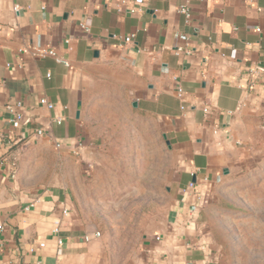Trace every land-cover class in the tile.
<instances>
[{
    "label": "crops",
    "instance_id": "obj_1",
    "mask_svg": "<svg viewBox=\"0 0 264 264\" xmlns=\"http://www.w3.org/2000/svg\"><path fill=\"white\" fill-rule=\"evenodd\" d=\"M263 64L264 0H0V264H91L77 173L100 183L118 112L148 122L176 157L146 264H224L204 203L264 152V72L249 73ZM16 102L19 122L6 108Z\"/></svg>",
    "mask_w": 264,
    "mask_h": 264
},
{
    "label": "rangeland",
    "instance_id": "obj_2",
    "mask_svg": "<svg viewBox=\"0 0 264 264\" xmlns=\"http://www.w3.org/2000/svg\"><path fill=\"white\" fill-rule=\"evenodd\" d=\"M108 123L100 183L85 185L82 166L77 173L81 219L99 232L91 264H146L144 243L173 206L176 157L148 122L118 112ZM208 194L204 226L224 264H264V152Z\"/></svg>",
    "mask_w": 264,
    "mask_h": 264
},
{
    "label": "built area",
    "instance_id": "obj_3",
    "mask_svg": "<svg viewBox=\"0 0 264 264\" xmlns=\"http://www.w3.org/2000/svg\"><path fill=\"white\" fill-rule=\"evenodd\" d=\"M13 11L17 12L19 11V6L18 5H14L12 7ZM133 11V10H131ZM178 12L183 14L184 18H185V22H188L189 20V17H190V11H189V8L186 6V4H181L179 7H178ZM81 27L85 30V31H88V28L84 25H81ZM134 36V34H129L127 36H124L122 38V41L124 43H128L132 40V37ZM179 38V34L178 33H175V40H178ZM174 49L176 48V45L173 47ZM34 53L38 56H51L52 58H54L55 61L57 62H62L63 64H65L66 66H68V62L66 60L63 59V57L59 56L53 49H44V48H34ZM165 71V70H163ZM259 72H264V64L263 65H259V66H255V68H252L249 70V73L252 74V75H255V74H258ZM183 92L180 88L177 89V95L180 97L182 96ZM40 104L46 106L47 108H52V104L50 102H48L47 100H45L44 98H41L39 100ZM22 104L20 102H16L14 104H10V105H7V110L10 114H12V120L14 122H19V121H22L23 120V114L22 112L20 111L21 109V106ZM206 111V109H205ZM57 123H60L61 122V118H57L55 120ZM43 133V130L42 129H36L35 130V134L36 135H42ZM59 143H57L58 145ZM73 154H77L78 153V148L76 149H73ZM194 186V184L192 182L189 183V187H192ZM34 204V201L30 202L29 204H27V206L25 207L26 210H28L31 206H33ZM195 209V207L192 208V210ZM3 231V225L0 224V232ZM52 232L54 234H56L58 232V228L57 227H54V229L52 230ZM99 236V232L96 231L92 234V236H85V241H89L90 239L94 238V237H97ZM160 237L158 235L155 236V240H159ZM62 238H57V244L58 245H61L62 244ZM39 247H43L45 244L44 242H39L38 243Z\"/></svg>",
    "mask_w": 264,
    "mask_h": 264
},
{
    "label": "water",
    "instance_id": "obj_4",
    "mask_svg": "<svg viewBox=\"0 0 264 264\" xmlns=\"http://www.w3.org/2000/svg\"><path fill=\"white\" fill-rule=\"evenodd\" d=\"M79 107H80V105H78V110H79ZM77 110V112H76V115L78 116V114H79V111Z\"/></svg>",
    "mask_w": 264,
    "mask_h": 264
}]
</instances>
